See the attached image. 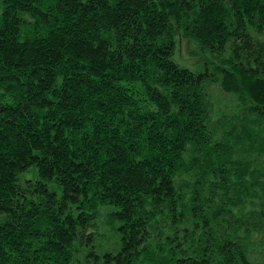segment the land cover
Instances as JSON below:
<instances>
[{
  "label": "trees",
  "instance_id": "16d2710c",
  "mask_svg": "<svg viewBox=\"0 0 264 264\" xmlns=\"http://www.w3.org/2000/svg\"><path fill=\"white\" fill-rule=\"evenodd\" d=\"M0 264H264V0H0Z\"/></svg>",
  "mask_w": 264,
  "mask_h": 264
},
{
  "label": "rangeland",
  "instance_id": "374dc122",
  "mask_svg": "<svg viewBox=\"0 0 264 264\" xmlns=\"http://www.w3.org/2000/svg\"><path fill=\"white\" fill-rule=\"evenodd\" d=\"M174 59H175V61H177L179 63H182L181 60H184V62L188 61L189 64H191L190 62H194L193 58L186 52V48H185L184 44L181 45V47L179 48L178 53H176V56L174 57ZM183 65H185V63ZM188 66H190V68L193 67L191 65H188Z\"/></svg>",
  "mask_w": 264,
  "mask_h": 264
}]
</instances>
